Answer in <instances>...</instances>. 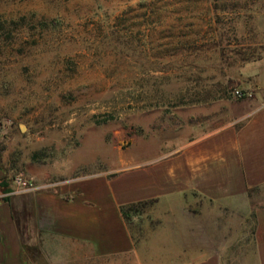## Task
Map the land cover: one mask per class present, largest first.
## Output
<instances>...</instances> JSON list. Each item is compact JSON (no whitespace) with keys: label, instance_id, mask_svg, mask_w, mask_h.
Here are the masks:
<instances>
[{"label":"rangeland","instance_id":"rangeland-1","mask_svg":"<svg viewBox=\"0 0 264 264\" xmlns=\"http://www.w3.org/2000/svg\"><path fill=\"white\" fill-rule=\"evenodd\" d=\"M254 95L264 103V0H0V177L10 189L16 175L43 184L119 166L156 120L151 107L220 115L219 102ZM252 194L264 204V187ZM142 219L132 218L137 238ZM251 245L226 248L222 264H247Z\"/></svg>","mask_w":264,"mask_h":264},{"label":"crops","instance_id":"crops-1","mask_svg":"<svg viewBox=\"0 0 264 264\" xmlns=\"http://www.w3.org/2000/svg\"><path fill=\"white\" fill-rule=\"evenodd\" d=\"M219 104L220 115L151 107L156 120L119 166L28 191L10 185L0 200V264H152L155 249L157 264H222L240 241H252L245 263L264 264V204L252 194L264 187V103L254 95ZM150 199L137 238L120 206Z\"/></svg>","mask_w":264,"mask_h":264},{"label":"trees","instance_id":"trees-1","mask_svg":"<svg viewBox=\"0 0 264 264\" xmlns=\"http://www.w3.org/2000/svg\"><path fill=\"white\" fill-rule=\"evenodd\" d=\"M0 186L3 187L4 192H8L11 190L9 188L8 180L4 177H0ZM8 198V196H4L2 199L8 200ZM154 202L155 200L150 199L123 204L120 206V211L128 225L131 226L132 218L139 217L146 213Z\"/></svg>","mask_w":264,"mask_h":264},{"label":"built area","instance_id":"built-area-1","mask_svg":"<svg viewBox=\"0 0 264 264\" xmlns=\"http://www.w3.org/2000/svg\"><path fill=\"white\" fill-rule=\"evenodd\" d=\"M235 93L241 95V92H239L238 90H236ZM13 182L16 186L17 191H28L31 190L35 185L31 180H28L21 175H16L13 178Z\"/></svg>","mask_w":264,"mask_h":264}]
</instances>
